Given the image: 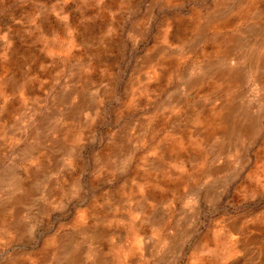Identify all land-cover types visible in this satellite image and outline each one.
<instances>
[{"label": "rangeland", "instance_id": "1", "mask_svg": "<svg viewBox=\"0 0 264 264\" xmlns=\"http://www.w3.org/2000/svg\"><path fill=\"white\" fill-rule=\"evenodd\" d=\"M0 264H264V0H0Z\"/></svg>", "mask_w": 264, "mask_h": 264}]
</instances>
